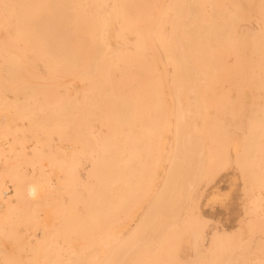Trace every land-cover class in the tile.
Instances as JSON below:
<instances>
[{
    "label": "bare ground",
    "instance_id": "1",
    "mask_svg": "<svg viewBox=\"0 0 264 264\" xmlns=\"http://www.w3.org/2000/svg\"><path fill=\"white\" fill-rule=\"evenodd\" d=\"M233 164L264 234V0H0V264H264Z\"/></svg>",
    "mask_w": 264,
    "mask_h": 264
},
{
    "label": "rangeland",
    "instance_id": "2",
    "mask_svg": "<svg viewBox=\"0 0 264 264\" xmlns=\"http://www.w3.org/2000/svg\"><path fill=\"white\" fill-rule=\"evenodd\" d=\"M253 19L254 18H252V20ZM252 20L248 21V23H246V26H247V24L249 26H251ZM254 20H257V19L255 18ZM254 20H253L252 28H259L260 24H259L258 20H257V22H254ZM249 22L251 23V25ZM76 85L80 86L79 83H76ZM249 95L250 94L247 95L248 98H249ZM251 100H252L251 95H250L249 99H247V97H246L247 105H248V102L250 104ZM26 145H27V147L29 146V148H31L33 146L32 141L27 142ZM236 167H237L236 164H233L232 166L229 167V169L227 168L226 170L225 169L222 170V172H220V174L213 180V182H210L211 184L208 183L207 187H206V184H203V186H201L200 189L198 190V193H199L202 189L203 190L205 189L204 187H206L205 192H204V196L201 197V199H200V206L199 207L201 209V212L203 213V214L201 213V215L206 217L207 218L206 220H208L210 218L209 220L211 222L205 221L206 227H205L204 237L199 241L198 246L195 247L196 249L193 248L194 246L192 244L190 246V243L189 244L186 243L182 246V251H183L182 255H183L184 259L195 260L197 253L201 250L207 249V246H209L210 240L212 238L211 236L215 235L216 233H218V232L219 233H221V232L222 233L223 232L229 233L230 232V234H233V235L237 234L236 236H238L239 235L238 233L241 232V230H242L243 231V235L241 237L242 239L252 238L254 241V243L252 242L253 246L250 244V251H252L250 253V256L252 255L251 260L255 261L254 257L256 254L254 255V253L255 252L257 253V251H255V248H257L256 246L258 245L256 243L260 242V240L258 241V239H260L259 238L260 236L263 238V239L261 238V241L264 240V234L259 230V232H255L254 234H252L253 235L252 237H248V236H251L250 234L245 235L248 233L245 230V228H246L247 223L249 222V219L252 215V214L250 215V213L247 212L249 205H250L251 195L249 193H248L249 195L247 193H244V191H245L244 181L245 180H242L241 172H240L239 168H236ZM213 186L217 187V189L215 188V190H216L215 192L219 194V195L217 194L218 197H216V196L212 197L211 196V195H213V193H211L210 190L213 188ZM209 197H210V199H208ZM211 197L213 199L215 197V200H213ZM245 206H247V207H245ZM196 212L198 213V211H196ZM42 215H44L43 212H42ZM204 217H202V218L205 220ZM252 217H254V216L252 215ZM239 227L242 229L240 230ZM215 229H217V230H215ZM233 231H235L236 233ZM210 234H213V235H210ZM244 235L247 238H244L243 237ZM253 237H255V238H253ZM247 241H249V239ZM250 243H251V241H250ZM251 247L254 249H251ZM188 256L190 258H188ZM237 264H242V263L237 262Z\"/></svg>",
    "mask_w": 264,
    "mask_h": 264
}]
</instances>
